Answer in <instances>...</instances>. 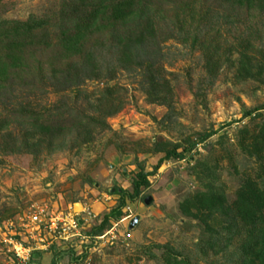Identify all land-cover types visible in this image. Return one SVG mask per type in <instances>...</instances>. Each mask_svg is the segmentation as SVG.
Returning a JSON list of instances; mask_svg holds the SVG:
<instances>
[{
	"label": "trees",
	"instance_id": "1",
	"mask_svg": "<svg viewBox=\"0 0 264 264\" xmlns=\"http://www.w3.org/2000/svg\"><path fill=\"white\" fill-rule=\"evenodd\" d=\"M2 1V153L35 156L43 149L61 150L68 140L77 145L92 141L95 133L109 128L106 118L124 105L119 97L121 87L109 83L118 68L138 77L139 89L148 103L164 106L163 120L172 121L174 107L171 85L164 75V42L174 39L192 47L200 45L204 65L213 78L221 46L214 45L207 33L212 29L220 34L223 24L231 27L239 21L238 11L245 14L244 36L234 46L225 48L224 59L234 65L235 76L240 79L264 81V50L257 59L249 51L254 47L251 17L264 13V0H58L50 14H29L24 19L5 17L7 8ZM86 80L101 81L103 85L97 93H86L81 89ZM51 92L71 93L73 98L57 100L50 107L33 105L38 93ZM30 95L33 97L29 98ZM263 108L264 104H260L245 109L242 117L253 121L261 117L258 110ZM10 125L18 129L17 135L9 129ZM239 132L240 149L257 162L255 174L241 180L235 197L229 201L220 184H216L214 167L205 160H196L191 168L200 165L195 173L205 180L204 187L178 205L183 215L202 225L201 235L206 238L201 239L200 250L206 253L210 249L213 254L221 252L226 256L224 261L214 264H264V117L252 128L243 126ZM214 134L210 129L196 133L195 138L185 137L186 146L180 142H155L153 151L163 152V156L152 172L164 160L184 158L186 152ZM133 164L138 170L131 179V190L113 189L112 193L118 195L117 203L86 232L89 237L108 230L111 219L123 213L127 200H135L142 188L149 186L147 176L152 172H146L136 158ZM232 167L236 171L235 164ZM214 221L218 226H214ZM61 246L49 247L53 252L51 264L57 263L61 253L72 254ZM165 247L162 264H196L175 248ZM42 254V250L32 251L26 264H41ZM84 257L85 252L72 254L70 259Z\"/></svg>",
	"mask_w": 264,
	"mask_h": 264
},
{
	"label": "rangeland",
	"instance_id": "2",
	"mask_svg": "<svg viewBox=\"0 0 264 264\" xmlns=\"http://www.w3.org/2000/svg\"><path fill=\"white\" fill-rule=\"evenodd\" d=\"M2 2L7 8L5 17L24 19L29 14H50L58 0ZM237 15L239 21L233 27L223 24L220 34L212 29L207 33L206 37L214 45L221 46L219 66L213 78L204 65L200 45L192 47L188 42L174 39L164 42V75L171 85L174 107L172 121L163 120L164 106L148 103L139 89L138 77L118 68L109 83L121 87L119 97L124 105L106 118L109 128L95 133L92 141L77 145L68 140L61 150L43 149L35 156L6 154L0 150V231L5 219L26 213L31 205H46L49 211H59L75 202L76 210L82 206L90 213L88 216L83 211L78 216L80 221L85 218L79 227L80 236L84 237L59 245L75 256L85 252V257L73 261L68 251L61 253L56 264H162L165 245L189 256L196 264L224 261L226 256L221 252L200 250L201 239L206 238L201 235L202 225L183 215L178 205L186 196L204 187L205 180L195 173L200 165L191 168L196 160H205L214 167L216 184H220L229 201L235 197L241 180L248 174L254 175L258 168L257 162L240 149L238 138L243 126L252 128L264 117V108L258 110L261 117L253 121L242 117L243 110L264 104V81L240 79L235 76L234 65L224 59L225 48L234 46L244 36L245 14L238 11ZM250 26L254 47L249 51L257 59L264 50V13L251 17ZM102 85L101 81L86 80L81 89L97 93ZM72 96L71 93H38L33 105L50 107L57 100L72 99ZM4 114L0 105V116ZM9 129L16 135L19 132L13 125ZM210 129L215 134L186 152L184 158L164 160L152 172L163 156V152L153 151L155 142H180L186 146L185 137L195 138L196 133ZM134 158L146 172H152L147 176L149 186L142 188L135 200H127L123 213L111 219L108 230L100 236L89 237L86 232L116 205L118 195L112 193L113 189L131 190V179L138 170L133 164ZM148 196L150 200L145 203ZM134 216H138L137 223L129 229L128 223ZM213 223L218 226L216 221ZM52 253L50 249L44 250L41 264H51ZM0 264L20 263L0 249Z\"/></svg>",
	"mask_w": 264,
	"mask_h": 264
},
{
	"label": "built area",
	"instance_id": "3",
	"mask_svg": "<svg viewBox=\"0 0 264 264\" xmlns=\"http://www.w3.org/2000/svg\"><path fill=\"white\" fill-rule=\"evenodd\" d=\"M75 204L69 203L59 211H49L46 205H31L26 213L5 219L0 231V249L20 264H26L34 250L44 251L53 244L68 245L80 236V222L85 218L79 222V213L86 211L90 216L82 206L76 210Z\"/></svg>",
	"mask_w": 264,
	"mask_h": 264
},
{
	"label": "water",
	"instance_id": "4",
	"mask_svg": "<svg viewBox=\"0 0 264 264\" xmlns=\"http://www.w3.org/2000/svg\"><path fill=\"white\" fill-rule=\"evenodd\" d=\"M149 200H150L149 196L144 199L145 203H148ZM137 220H138V216H134L133 218H131L129 223H128V228L132 229L135 226V224L137 223ZM79 222H80V220H79Z\"/></svg>",
	"mask_w": 264,
	"mask_h": 264
}]
</instances>
